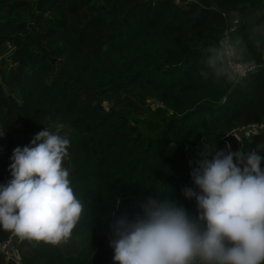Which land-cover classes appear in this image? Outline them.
Returning a JSON list of instances; mask_svg holds the SVG:
<instances>
[{"label":"trees","instance_id":"trees-1","mask_svg":"<svg viewBox=\"0 0 264 264\" xmlns=\"http://www.w3.org/2000/svg\"><path fill=\"white\" fill-rule=\"evenodd\" d=\"M258 2L0 0V183L15 147L62 124V166L83 205L67 243L17 241L20 264H114L110 226L158 194L195 213L181 189L203 144L224 149L228 133L264 127V53L249 49L239 82L199 75L202 49L225 37L224 12L246 40ZM241 141L255 149L264 133ZM12 236L0 230V264Z\"/></svg>","mask_w":264,"mask_h":264},{"label":"clouds","instance_id":"clouds-1","mask_svg":"<svg viewBox=\"0 0 264 264\" xmlns=\"http://www.w3.org/2000/svg\"><path fill=\"white\" fill-rule=\"evenodd\" d=\"M250 48L264 53V0L252 12L246 40L227 34L202 49L199 75L241 81L254 63ZM63 127L39 131L9 157L11 178L0 183V230L20 240L67 243L81 219L83 205L62 166L70 145ZM262 150L264 143L235 152L203 144L194 165L189 162L192 185L181 189L195 213L171 195L146 198L139 212L110 226L114 264H264Z\"/></svg>","mask_w":264,"mask_h":264},{"label":"rangeland","instance_id":"rangeland-1","mask_svg":"<svg viewBox=\"0 0 264 264\" xmlns=\"http://www.w3.org/2000/svg\"><path fill=\"white\" fill-rule=\"evenodd\" d=\"M224 13H225V16L227 18L226 27H225V35H227L231 31H234L236 29L239 21H238V14L236 12L225 11ZM257 130H259V129L255 128V127H251V128H245V129L233 131V132L236 133L242 139L243 136L251 138L254 133H257L256 132ZM260 130L263 131L264 129L260 128ZM242 148H243V146H242V141H241L240 149H242ZM250 148L252 149L251 146L249 147V149ZM19 240L20 239L13 234V236L10 238V240L7 242V244L4 246V250H5L6 255H7V249L12 247V246H15V243ZM17 252H18V250H17ZM18 254H19V252H18ZM113 255H114V253H113Z\"/></svg>","mask_w":264,"mask_h":264},{"label":"water","instance_id":"water-1","mask_svg":"<svg viewBox=\"0 0 264 264\" xmlns=\"http://www.w3.org/2000/svg\"><path fill=\"white\" fill-rule=\"evenodd\" d=\"M221 141L230 145L233 152L240 150L241 138L234 132H230L223 136ZM6 264H20V256L15 246L7 249Z\"/></svg>","mask_w":264,"mask_h":264},{"label":"crops","instance_id":"crops-1","mask_svg":"<svg viewBox=\"0 0 264 264\" xmlns=\"http://www.w3.org/2000/svg\"><path fill=\"white\" fill-rule=\"evenodd\" d=\"M251 127H255V128H258L259 130H260V128H263L264 129V127L263 126H250V127H248V128H251ZM257 130L256 132H262V133H264V130L262 131V130Z\"/></svg>","mask_w":264,"mask_h":264},{"label":"built area","instance_id":"built-area-1","mask_svg":"<svg viewBox=\"0 0 264 264\" xmlns=\"http://www.w3.org/2000/svg\"><path fill=\"white\" fill-rule=\"evenodd\" d=\"M253 67H251L250 69H252ZM249 71V70H246V72Z\"/></svg>","mask_w":264,"mask_h":264}]
</instances>
